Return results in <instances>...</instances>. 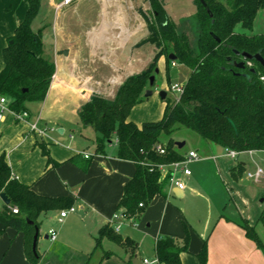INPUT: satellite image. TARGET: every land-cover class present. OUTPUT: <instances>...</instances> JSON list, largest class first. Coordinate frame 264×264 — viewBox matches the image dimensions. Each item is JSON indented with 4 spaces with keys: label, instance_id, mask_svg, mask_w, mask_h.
I'll return each instance as SVG.
<instances>
[{
    "label": "crops",
    "instance_id": "crops-1",
    "mask_svg": "<svg viewBox=\"0 0 264 264\" xmlns=\"http://www.w3.org/2000/svg\"><path fill=\"white\" fill-rule=\"evenodd\" d=\"M61 1L48 2L55 9ZM99 1L101 18L87 30L84 44L77 40L79 34L72 30L71 24L62 27L55 19L49 31L41 21L34 31L41 29L44 55L55 64L47 93L42 101L26 104L29 116L25 121L16 120L11 112L2 113L0 156H4L13 176L30 185L36 194L65 197L75 210L61 221L58 220L59 213L66 208L48 210L38 216L35 263L25 254L24 233L4 227L0 222V264H59L57 255L60 250L57 247L73 254L76 264H85L96 249L104 250L107 245L109 240L103 239L101 246L95 249V237L118 211L116 205L123 186L135 172L133 161L115 156L114 142L109 143L103 152H95V147L90 149L89 142L94 132L83 126L78 117L79 108L93 94L113 98L124 79L143 70L152 59L145 65L143 52L148 46L150 49L153 46L143 42L148 35L146 22L131 17L128 0ZM26 7V0H0V71L4 66L2 50L7 38L13 35L15 27L23 19ZM163 112L164 108L162 113H145L139 119L141 121L132 122L140 125L156 121ZM33 122L43 133L30 129ZM200 143L196 146L200 145L208 155H198L201 160L210 161L216 170V203L226 192L231 199L237 198L233 202L234 209L228 210L225 198V205H219L217 209L214 201L204 198L197 190L200 174L194 176L191 173L183 178L184 190L165 184L164 194L155 195L138 217L123 223L118 232L134 241L133 253L118 245L119 250H106L111 252L109 257H102L103 253L99 255L97 264H138L139 259L149 258L147 253L151 252L154 257L155 239L163 235L183 239V224L189 229L190 240L187 251L180 254L182 264H201L197 254L204 241L205 264H264V248L262 250L247 238L242 227L244 222L255 227L252 207L232 185L238 184L242 174L234 177L231 169L238 163L245 167V163L236 161L228 167L229 161L223 152L220 153L222 147L208 141ZM182 147L178 149L185 154L187 151H182ZM189 150L194 149L191 147ZM84 153L89 157L85 158ZM212 155L217 156L216 159H211ZM196 197L204 198V206H185L188 201L193 203ZM4 205L0 199V210ZM260 211L257 209L256 221ZM197 213L203 215L195 225L192 219ZM49 229L57 232L54 241L48 238Z\"/></svg>",
    "mask_w": 264,
    "mask_h": 264
},
{
    "label": "trees",
    "instance_id": "trees-1",
    "mask_svg": "<svg viewBox=\"0 0 264 264\" xmlns=\"http://www.w3.org/2000/svg\"><path fill=\"white\" fill-rule=\"evenodd\" d=\"M194 2L196 11L189 19L197 31L193 46L187 34L179 32L167 15L162 0H148L153 19L149 21L144 16L148 35L143 42L157 49L151 61L143 70L126 77L113 98L93 94L78 110L82 125L95 133V152H103L105 144L114 142L115 156L135 163V172L124 184L116 205L118 212L128 220L138 217L155 195L164 194L166 182L160 180L156 165L183 158L175 141L169 138L162 143L161 134L170 136L181 125L222 148L237 152L264 149V66L253 57L248 59L242 55L258 54L264 60V33L247 34L234 30L237 24L250 30L257 11L264 9V0ZM26 3L23 19L2 50L4 66L0 71V96L8 100V106L15 112L27 111L28 102L44 99L55 71L54 62L44 55L41 29L34 31L31 28L40 0H26ZM170 53L175 55V60L168 58ZM162 57L167 80L171 63L178 62L188 69L182 83L183 91L177 101L163 99L165 107L159 120L137 125L128 120L129 114L142 101L149 76L154 74ZM239 62H243V68L236 66ZM244 73L249 74V80ZM158 143L164 146L163 154L155 150ZM243 169L242 163H238L231 173L239 177ZM1 192L5 193L9 204L0 210V222L4 227L24 233L25 254L35 263L37 258L32 251V241L35 228L39 227L38 216L48 210L68 208L70 204L65 197L36 194L30 185L18 181L4 156H0ZM12 208H17V213H13ZM257 222L264 227V192ZM242 227L246 237L263 250L254 225L244 222ZM183 229L181 240L167 235L155 239L154 256L161 264H182L180 254L187 251L190 240L186 224ZM103 239L134 252V241L116 232L110 223L99 229L95 249L101 246ZM110 255L111 252L106 251L102 257ZM197 257L205 264V241Z\"/></svg>",
    "mask_w": 264,
    "mask_h": 264
},
{
    "label": "rangeland",
    "instance_id": "rangeland-1",
    "mask_svg": "<svg viewBox=\"0 0 264 264\" xmlns=\"http://www.w3.org/2000/svg\"><path fill=\"white\" fill-rule=\"evenodd\" d=\"M49 0H41V6L39 9V12L37 13L36 17L34 18V21L32 23L33 30H36L37 26L40 25L41 21H43L44 24H46L47 30L50 31L51 24L53 21H58L62 27L65 26V24H71L72 30L79 34V40L80 43L84 44L87 30L91 29L93 25L97 23V21L101 18V2L99 0H80L76 3L73 2L68 7L61 8L59 10L54 9L53 6L49 5ZM58 2L59 0H55ZM163 6L165 8V11L167 15L170 17L172 22L177 26V29L179 32H184L187 34L190 44L194 46L197 31L192 24V22L189 21V19L192 17V15L196 11V5L194 0H162ZM128 7L129 12L131 13V17L139 19L141 22H146L145 20H142V15L145 16V18L149 21H152V14L150 10V6L148 3V0H128ZM146 25V23H145ZM146 28V26H145ZM235 32H244L247 34H254V33H264V9H259L257 11L256 17L253 22V26L250 30L243 29L239 24L235 26ZM147 46V45H146ZM153 49H150L151 46H148L149 48H146L143 52V60L145 62V65L149 62L151 57H153L154 53L157 51L156 47L154 45ZM147 62V63H146ZM164 59L163 57L159 59L157 63V68L159 72L155 75L154 85L150 87L151 94L148 96L143 95L142 101H140L138 104L135 105V107L131 110L129 114V119L131 121H141L139 120L141 117L145 116V113L153 112L156 114L157 112H161L164 108L165 102L163 99L160 98L159 92L161 90L166 92V97L170 98L171 101H175V94L170 92L168 90L170 85H173L177 82V74L181 73L183 76L187 77L189 71L188 69L178 63L173 62L169 65V78L166 79L165 76V66H164ZM147 66V65H146ZM145 66V67H146ZM91 132L93 133V130L90 128ZM169 138H172L174 141L185 142V145L182 147V151H189L191 147H193L194 150L197 151V154L199 155H208L205 154L203 149L200 147V142H204L205 140L201 138L196 132L184 127V126H177V128L172 132L170 136L166 134H161L160 141L162 143L166 142ZM109 144V143H108ZM108 144H105L104 147H107ZM90 149L95 147V133H93V136L91 135V142H89ZM198 147V148H196ZM223 152V148L220 149V153ZM226 160L229 161L227 163L228 167L233 165L236 161L237 162H244L245 167L244 171L242 173L241 178L238 181V184L234 186L235 192L238 191V193H242L248 201L250 206L252 207V215H254V223L256 227V232L258 233L260 239L264 243V227L261 223L256 221V213L257 209L260 211L261 203L259 200L261 199V194L264 192V182H255L252 179H248L246 176L247 172H253L257 168H262L264 171V151H255V152H248L244 151L241 152L236 159H232L229 157H225ZM227 162V161H226ZM189 169L191 173L195 176L197 174H200V182L199 186L197 187V190L199 193L205 198L208 197V199H211L216 203V190H215V173L216 170L214 169L213 164L210 161H207L205 159L197 162L194 161L189 164ZM237 183V182H236ZM225 192V191H224ZM233 195V194H232ZM203 198V199H204ZM223 198H225L228 206V210L231 208L234 209L233 202L237 199L235 197L230 198L228 193H223L222 199L219 200L218 203H216V207L219 205L224 206L225 203L223 202ZM201 199L200 197H196L193 199V203L191 201L186 202V207H191V205L196 207L204 206L205 201ZM222 201V203H219ZM177 202V201H176ZM185 202V201H184ZM178 203V202H177ZM224 203V204H223ZM191 204V205H190ZM213 204V207H215V204ZM178 205V204H177ZM221 206V207H222ZM219 207H217L218 209ZM230 208V209H229ZM254 210V211H253ZM215 213V212H214ZM203 214L197 213L195 218L192 219L196 225V220L199 219L200 216ZM46 244V243H45ZM118 245H116L113 242L108 241L107 245L103 249H96L94 251V255L92 257L89 256L87 258L85 264H97L99 255H101L106 250H119L117 248ZM45 249H48L45 245ZM56 249L60 250L57 255L59 260V264H76L75 256L71 253L63 251L61 248L57 247ZM151 251V250H150ZM129 252V251H128ZM149 255V258L153 257L152 252L147 253ZM51 257V255H50ZM141 260L139 259L138 264Z\"/></svg>",
    "mask_w": 264,
    "mask_h": 264
},
{
    "label": "built area",
    "instance_id": "built-area-1",
    "mask_svg": "<svg viewBox=\"0 0 264 264\" xmlns=\"http://www.w3.org/2000/svg\"><path fill=\"white\" fill-rule=\"evenodd\" d=\"M73 2V0H62L60 3H58L55 6L56 10L61 9L63 6L69 5ZM173 64V63H172ZM168 90L172 93L175 94L174 98L175 101L178 100L180 94L183 91V86L182 83H174L173 85H170ZM6 112H11L14 116V118L18 121H25L29 114L26 110L20 111V112H15L13 111L9 106H8V100L5 97L0 96V119L2 118V113ZM30 129L35 130L38 133H43V130H41L36 122H33L30 124ZM155 150L159 152L160 154H163L165 152L164 146L161 143H158L155 145ZM255 151H264L263 150H248V152H255ZM244 152V151H243ZM241 152H237L232 149H227L223 148V156L236 159L237 156ZM83 156L85 158L89 157V154L84 153ZM217 156L212 155L210 156L211 159H216ZM202 158L197 154L195 150H189L187 151L184 155L183 158L180 160H174L166 163H160L156 165V169L159 172L160 175V180H164L168 186H174L180 190H184L186 187L185 182H184V177L189 176L191 174V171L189 169V164L194 162V161H199ZM247 178L252 179L255 182H262L264 180V171L262 168H257L253 172H247L246 173ZM141 206V204H139ZM13 213H17V208H12L11 209ZM75 208L73 206H70L66 209H63L59 213L58 220L61 221L69 212H73ZM125 221H129L126 219L120 212L116 211L113 213L111 222L112 227L116 232H118L123 223ZM48 238L51 241H54L56 239L57 232L54 229H49L48 232ZM142 264H161L156 256L153 258H142Z\"/></svg>",
    "mask_w": 264,
    "mask_h": 264
},
{
    "label": "water",
    "instance_id": "water-1",
    "mask_svg": "<svg viewBox=\"0 0 264 264\" xmlns=\"http://www.w3.org/2000/svg\"><path fill=\"white\" fill-rule=\"evenodd\" d=\"M203 4H204V3H203ZM204 6H205V4H204ZM208 14L211 15V13H210L209 11H208ZM211 35H212V37H213L214 39H216L217 41H219V39H218L214 34H211ZM242 55H243L245 58H248V59H251V58L253 57L256 61L260 62V63L264 66V60H263L262 57L259 56L258 54H255L254 56H252V55H250V54H248V53H242ZM168 58H169L170 60H175V55L172 54V53H170V54L168 55ZM236 66L239 67V68H243V67H244V64H243V62H239V63L236 64ZM158 72H159V70H158V68L156 67L155 70H154V74H152V75L149 76L148 88H147V89L144 91V93H143V95H144L145 97L151 94L150 87L153 86V83H154V80H155V75H156ZM243 75H244V77H245L246 79H248V80L250 79L249 74L244 73ZM184 81H185V77H184L181 73H178V74H177V82H178V83H183ZM159 96H160L161 99H164V98L166 97V92L163 91V90H161V91L159 92ZM183 144H184L183 141H182V142L175 141V145L177 146V148H181V147L183 146ZM0 199L2 200V202H3L5 205H8V204H9V199L7 198V196L5 195V193H3V192L0 193ZM30 223H31V222H30ZM37 237H38V228L36 227V228H35L34 235H33V241H32V251H33L34 253H35V249H36V241H37Z\"/></svg>",
    "mask_w": 264,
    "mask_h": 264
}]
</instances>
